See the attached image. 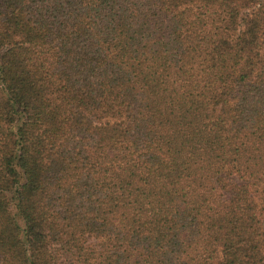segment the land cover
Returning a JSON list of instances; mask_svg holds the SVG:
<instances>
[{"label":"trees","instance_id":"1","mask_svg":"<svg viewBox=\"0 0 264 264\" xmlns=\"http://www.w3.org/2000/svg\"><path fill=\"white\" fill-rule=\"evenodd\" d=\"M0 264H264V0H0Z\"/></svg>","mask_w":264,"mask_h":264}]
</instances>
